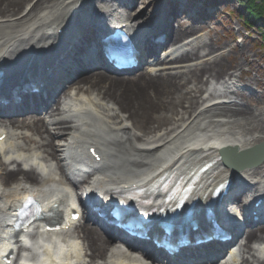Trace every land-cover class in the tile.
<instances>
[{
    "label": "bare ground",
    "instance_id": "bare-ground-1",
    "mask_svg": "<svg viewBox=\"0 0 264 264\" xmlns=\"http://www.w3.org/2000/svg\"><path fill=\"white\" fill-rule=\"evenodd\" d=\"M106 1L109 0H0V72L3 74L0 89L7 94L4 100L13 96L14 89L21 88L10 89L18 81L20 71L36 74L41 85L40 94L18 92L21 97L18 104L0 108V113L7 116L0 117V136L5 132L9 135L0 143V259L23 241L11 231L23 193L34 195L46 211L56 206L63 214L75 207L76 202H82L84 191L95 203L97 197L106 198L135 182H146L150 177L142 178L145 173L133 169V166L144 167V156H153L150 165L155 171L170 168L176 172L189 164L219 156L222 146L241 153L264 142V110L251 109L246 101L256 97L254 91L249 90L248 96L244 91L241 93L236 80L241 75L234 73L228 75V80L219 82L228 71L225 61L230 54L223 52L225 46L216 47L210 42L196 48L204 39L201 34L186 44L192 46L190 50L179 45L184 37L198 34L195 21L211 14L210 10L203 11L204 6L197 5L205 0H170L172 4L168 6L167 0H136L135 6L142 4L140 10L133 8L125 12L121 22L140 29L151 24L149 30L141 31L137 44L141 58L151 55L155 62L127 78L116 77L100 67L102 54L93 42L94 30L100 23L97 14L106 11ZM119 1L125 5L132 2ZM152 4L156 9L151 14L149 11L150 17H142ZM180 13L187 14L193 22L182 25ZM171 17L177 29L168 26ZM66 24L70 29L68 34L71 33L70 42L61 49L58 64L38 74L34 68L37 59L54 52V42L62 38L58 30ZM158 33H165L166 42L169 41L162 51L170 50L165 57H161L159 50L165 44L152 41ZM243 53V49L234 50L235 55L244 56ZM171 66L176 67L171 69ZM236 67L241 69L240 64ZM61 85L63 90L57 94ZM53 96H58L56 105L46 109ZM30 109H43L47 113L43 118L34 114L10 117L11 112ZM85 147L100 151L103 159L97 166L105 177L78 182L72 192L50 176L45 181L46 187L29 191L26 182L34 176L22 170L24 165L46 172L52 162L61 166L71 159L78 167L87 157ZM130 172H135L138 180L128 182L126 177ZM227 178L242 180V184L231 189L233 195L241 189H250L248 192L264 199V160L239 171L218 162L206 177L210 181L206 189ZM249 195L245 193L242 201ZM238 200L237 196L233 197V203L223 213L232 211ZM223 213L221 208L217 211L220 221L225 218ZM263 213L264 210L259 212ZM246 223L251 225L252 221ZM108 231L111 237L117 233L110 228ZM73 233H77V239L65 240L64 244L48 234L47 242L39 245L41 256L24 264H142L119 252V247L85 223L83 217ZM253 239L257 244L251 247ZM221 246L190 248L176 260L264 264V224L246 230L238 248L226 253L227 259L225 255L218 259ZM149 252L156 259L163 257L161 252L151 249Z\"/></svg>",
    "mask_w": 264,
    "mask_h": 264
},
{
    "label": "rangeland",
    "instance_id": "rangeland-1",
    "mask_svg": "<svg viewBox=\"0 0 264 264\" xmlns=\"http://www.w3.org/2000/svg\"><path fill=\"white\" fill-rule=\"evenodd\" d=\"M166 3L167 6L172 4L170 0H167ZM256 3L262 4L261 1ZM199 6L211 10V14L205 15L201 21L195 24L198 35L201 34L204 37L203 41L196 44L195 47L200 48L210 42L216 44V47L220 44L225 46L223 52L230 54V57L225 61L228 71L222 76L221 81L228 80V75L231 73H234L235 76L241 75L242 80L239 79L238 81L236 79L238 84L253 89L256 95V97L246 100L248 107L254 110L261 107L264 110V40L262 35L264 30L259 27L260 22L254 23L255 25L251 27L243 23V20L238 16V13L243 9L239 4V0H224L221 2L219 0H207ZM141 7L142 4H138L134 9L140 10ZM155 9V5H150L146 15H142V17L149 18ZM184 19L187 24L188 21L192 22L188 20L189 17H184ZM170 27L176 28L177 24H174L172 20L170 21ZM192 38L195 39L196 37ZM192 38L185 42L190 41ZM218 42L221 43L218 44ZM186 48L190 50V47ZM235 49H243L244 56L235 55ZM244 57H246V60ZM237 64L241 65V69L236 67ZM247 92L248 90L245 92L246 96H248ZM96 230L99 229L96 228Z\"/></svg>",
    "mask_w": 264,
    "mask_h": 264
},
{
    "label": "trees",
    "instance_id": "trees-1",
    "mask_svg": "<svg viewBox=\"0 0 264 264\" xmlns=\"http://www.w3.org/2000/svg\"><path fill=\"white\" fill-rule=\"evenodd\" d=\"M261 1L262 4L256 3ZM239 4L243 8L244 13L240 16L243 18L244 24L251 26V20H260L262 22L261 28L264 30V0H240ZM264 40V33H263Z\"/></svg>",
    "mask_w": 264,
    "mask_h": 264
},
{
    "label": "water",
    "instance_id": "water-1",
    "mask_svg": "<svg viewBox=\"0 0 264 264\" xmlns=\"http://www.w3.org/2000/svg\"><path fill=\"white\" fill-rule=\"evenodd\" d=\"M261 147V145L260 146H258L257 148H260ZM263 157V156H262Z\"/></svg>",
    "mask_w": 264,
    "mask_h": 264
}]
</instances>
